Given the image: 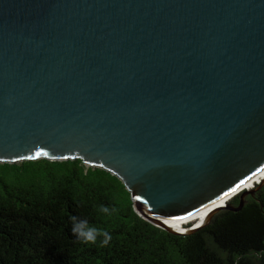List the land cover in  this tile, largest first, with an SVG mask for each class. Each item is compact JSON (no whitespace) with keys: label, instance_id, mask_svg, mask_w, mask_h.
<instances>
[{"label":"water","instance_id":"1","mask_svg":"<svg viewBox=\"0 0 264 264\" xmlns=\"http://www.w3.org/2000/svg\"><path fill=\"white\" fill-rule=\"evenodd\" d=\"M41 159L111 173L174 235L240 211L264 185L246 188L264 172V0H0V163Z\"/></svg>","mask_w":264,"mask_h":264},{"label":"trees","instance_id":"2","mask_svg":"<svg viewBox=\"0 0 264 264\" xmlns=\"http://www.w3.org/2000/svg\"><path fill=\"white\" fill-rule=\"evenodd\" d=\"M73 217L111 240L82 242ZM0 264H264V185L240 211L179 236L142 219L116 176L81 160L0 163Z\"/></svg>","mask_w":264,"mask_h":264},{"label":"clouds","instance_id":"3","mask_svg":"<svg viewBox=\"0 0 264 264\" xmlns=\"http://www.w3.org/2000/svg\"><path fill=\"white\" fill-rule=\"evenodd\" d=\"M101 213L107 214L109 209L107 207H101L99 209ZM73 225H72V233L75 235L79 240L84 243H97V238L102 236L103 239L100 241L102 245H107L111 240V236L107 232H102L97 227L90 225L87 219H79L77 217L72 218Z\"/></svg>","mask_w":264,"mask_h":264},{"label":"bare ground","instance_id":"4","mask_svg":"<svg viewBox=\"0 0 264 264\" xmlns=\"http://www.w3.org/2000/svg\"><path fill=\"white\" fill-rule=\"evenodd\" d=\"M264 178V172H261L257 177H255L253 180H251L247 185H246V188H251V186H253V184L257 181H261V179ZM259 183V182H257ZM245 189V187H244ZM223 204V202H219L215 205H213L212 207L204 210L203 212L193 216V217H190V218H187L185 220H182V221H174V222H168L167 223V226L169 227H173V228H177V229H182V230H185L186 228H182L181 226L184 224V223H193V225L195 224V227H198L202 224H204L208 218V216L211 214V212H213L215 209L221 207Z\"/></svg>","mask_w":264,"mask_h":264},{"label":"rangeland","instance_id":"5","mask_svg":"<svg viewBox=\"0 0 264 264\" xmlns=\"http://www.w3.org/2000/svg\"><path fill=\"white\" fill-rule=\"evenodd\" d=\"M259 181H260V180H259ZM259 181H257V182H259ZM250 189H251V188H250ZM192 225H193V223H191V222H190V223H187V222H186V223H184L183 227H184V228H188L189 226H192Z\"/></svg>","mask_w":264,"mask_h":264},{"label":"snow or ice","instance_id":"6","mask_svg":"<svg viewBox=\"0 0 264 264\" xmlns=\"http://www.w3.org/2000/svg\"><path fill=\"white\" fill-rule=\"evenodd\" d=\"M45 155H47V153H45ZM137 199H139V197H137ZM179 219H183V217H179Z\"/></svg>","mask_w":264,"mask_h":264}]
</instances>
